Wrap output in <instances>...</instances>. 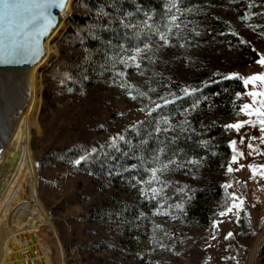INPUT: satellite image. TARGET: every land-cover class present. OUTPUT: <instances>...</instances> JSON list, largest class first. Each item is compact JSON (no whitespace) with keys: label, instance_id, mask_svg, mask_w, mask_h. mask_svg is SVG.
Here are the masks:
<instances>
[{"label":"rangeland","instance_id":"374dc122","mask_svg":"<svg viewBox=\"0 0 264 264\" xmlns=\"http://www.w3.org/2000/svg\"><path fill=\"white\" fill-rule=\"evenodd\" d=\"M81 3L78 0L74 6L73 2L65 14L60 13L61 29L47 47L50 36L43 43L49 60L36 72L38 100L31 122L38 195L57 230L65 264H264V177L240 167L264 163V155L250 156L247 148L248 138L259 137L261 132L251 125L239 132L225 127L248 119L239 108L250 102V97L231 93L232 101L224 107L223 94L230 92L208 93L215 84L242 82L243 77L264 72V65L258 63L264 56V0H176L170 9L165 5L172 0H144L142 4L131 0L126 15L116 10L113 22L120 33L101 45L96 58L85 57L92 54L88 46L72 47L64 40ZM169 13L178 16L180 27H172L171 45L164 47L154 28L165 31ZM144 43H149L151 50L138 58L140 69L130 61L121 63ZM57 50L56 62L43 73ZM66 63L76 66L75 72L84 77L82 85L65 75L62 65ZM121 72L124 75H119ZM232 73L238 76L228 78ZM185 86L197 91L184 96L181 89ZM137 89L147 96L129 98L128 91L136 94ZM169 93L183 99L151 116L140 111L154 106L151 102L162 104L161 97L171 99ZM196 99L200 103L190 108ZM160 116H168L177 127L167 138L162 132L158 140L153 129ZM139 121L145 123L138 125ZM118 134L127 142L117 141L119 147H109L110 138ZM241 136L245 137L243 144ZM145 140L147 143H142ZM230 140H236L237 150L245 153L232 164V172L227 170L232 156ZM160 141L165 149L162 160L179 151L180 161L195 157L197 162L179 171H172L175 165L169 166L162 178L174 182V187L167 189L172 199L154 215L156 201L142 198L133 185L135 177L147 178L145 167L151 165L145 161L161 146ZM251 143L264 151V142ZM82 145L89 150L97 148L92 165L88 160L76 165V159L65 161L60 156V151ZM101 157L110 160L98 161ZM226 184L230 187H224ZM240 184L246 185L244 191ZM185 185L191 189L190 199L183 200L178 192L173 196L175 188ZM215 189H223L231 203L235 192L243 200L242 207L229 216H219ZM177 203L183 207L168 206ZM214 220L223 222L215 227ZM229 231L233 235L225 239ZM27 255L22 259L20 254L11 264H29L21 263L31 260Z\"/></svg>","mask_w":264,"mask_h":264},{"label":"snow or ice","instance_id":"6c2138e0","mask_svg":"<svg viewBox=\"0 0 264 264\" xmlns=\"http://www.w3.org/2000/svg\"><path fill=\"white\" fill-rule=\"evenodd\" d=\"M63 0H0V63H9L15 62L18 59H22L27 56H33L39 52V37L49 31V29L54 24V17L51 12V9L54 7H62ZM176 6V0H172V3L166 4V8H171ZM177 11L179 9L177 8ZM147 19H151L150 16L145 14ZM178 16L175 14H168V23L164 26L165 31H161L160 27L157 26L154 28L155 35L158 36L159 41H163V46L168 47L171 45L172 38L170 37V33L172 31V27L175 26L177 28L180 27L178 23ZM146 27L152 28V25L146 24ZM199 35V33H196ZM151 39V37H149ZM175 39H179V37H175ZM184 45L181 44V47ZM145 50H151V46L149 43H144L142 47L137 46L133 54L127 56V60H121V63H127L128 61L133 62V65L140 69L141 60L138 59L141 56V53ZM259 64L264 65V56H261ZM119 75H124V73H119ZM238 74L232 73L230 77H237ZM242 86L245 89L244 92H236V96L240 97L241 95H247L250 97V102L243 103L240 105L239 111L243 113L248 119L240 120L235 123L227 124L225 127L228 129H234L237 132L240 131L242 127L245 125H251L252 127H259L261 135L251 136L248 138L249 142L247 144L248 155L256 156V155H264V151L258 150L253 143L252 140H260L264 142V72L252 74L247 77H243ZM121 87H124L122 84ZM154 91V89H152ZM197 89L190 88L185 86L181 89V92L184 96L191 95L196 92ZM137 95L140 97L147 96L146 92L136 90V94L133 91H128L129 98L135 100ZM171 99L167 97H161L163 103H155L151 102L152 107L145 106L140 109V111H147L149 116L158 109L168 106L169 104H175L177 100L183 99V96H178L176 93H169ZM200 103L199 99H196L191 105L190 108H195ZM184 111H187L185 109ZM138 125H142L145 121L137 122ZM187 123V121H185ZM161 125H166V127H161ZM133 127H136L134 125ZM176 125H173L169 121L168 116H160L155 120V127L153 132L156 134L157 139L159 140V135L163 132L167 138V134L169 132H174L176 130ZM184 128H181V131H184ZM149 137L152 136V132H150ZM111 139V144L109 147H119L117 141L127 142L125 136L117 135ZM174 139V138H173ZM245 141V137L241 136L240 143L243 144ZM142 143H147V140L142 141ZM161 146L157 149L153 150L150 160L145 161V164H150V167H145L146 173H148L147 178H140L139 176L135 177L136 183L133 185L134 188L139 189V195L148 200V201H156V208L154 209V215L160 214V209L170 200L172 196L167 194V189L172 186L174 187V182L172 180L163 179V174L169 171L170 165H175V168L172 171H179L182 168H186L189 165L195 164L197 162V158L192 157L185 161H180L179 156L180 152H174L172 156L168 157L166 160H162L161 157L165 153V149L162 146L164 141L159 142ZM237 141L230 140L229 146L232 150L231 162L228 165V172L234 171L232 164L237 163L239 158H243L245 153L243 151L237 150ZM97 152L96 147H92L89 149H84L82 155L79 156L78 159L74 161L76 165H79L82 161L87 160L92 154ZM241 168L247 167L251 170L253 176L259 175L260 177H264V163L259 164H247L240 165ZM179 182H175L178 184ZM224 187H230V185H224ZM187 189V191H186ZM182 194L183 200H188L191 197L188 195L191 192V189L188 188L187 185L183 187L175 188L173 192V196L176 193ZM232 203L228 206H225L218 215L221 217L229 216L234 213V210L240 209L243 204V200L237 196L235 192L232 194ZM169 208L175 207L177 209H181L183 205L181 203H177L175 205H168ZM237 215V222L239 219L238 212L235 213ZM141 215H144L141 213ZM223 221H213V226L219 227V225ZM159 227V225H157ZM233 235L231 231H229L225 239L230 238ZM215 237H213L214 239Z\"/></svg>","mask_w":264,"mask_h":264},{"label":"bare ground","instance_id":"6f19581e","mask_svg":"<svg viewBox=\"0 0 264 264\" xmlns=\"http://www.w3.org/2000/svg\"><path fill=\"white\" fill-rule=\"evenodd\" d=\"M73 2L66 1L61 15ZM58 23L45 38L50 36L46 47L61 29ZM48 60L44 52L36 64L0 74V264H11L20 254L23 259L31 251L27 255L31 260L21 263L65 264L57 230L39 199L31 147V122L38 100L35 76Z\"/></svg>","mask_w":264,"mask_h":264},{"label":"trees","instance_id":"16d2710c","mask_svg":"<svg viewBox=\"0 0 264 264\" xmlns=\"http://www.w3.org/2000/svg\"><path fill=\"white\" fill-rule=\"evenodd\" d=\"M77 1L78 0L74 1V6ZM133 1H135L138 4H142L144 0H133ZM116 10L122 11L124 14L127 13L128 10L131 11V0H82L81 9L71 21L70 26H69V31L64 36V40L65 41L68 40V42L71 43L72 47L73 46L76 47L79 45L82 46L83 44L84 46H88L92 50V54H89L85 57L94 58L96 53H99L101 45L107 44L114 35L120 33V29L116 28L113 22L115 18ZM73 13H74V8L72 9V12L69 15V17L64 22V26L62 30L60 31L58 38H57L58 42L62 38L63 34L66 32L67 21L72 17ZM63 53H64L63 50H61L60 56H59L60 64L63 63L62 61V58H64ZM58 55H59V52L57 50L56 55L52 59L50 64L43 69V73H45L56 62ZM62 66L64 67L65 75H68V74L71 75L73 79L77 80V83H78L77 85H82V83L84 82V77L80 76V74L75 72L76 66H74L73 63H69V64L66 63ZM63 81H65V78ZM221 86L223 88H220ZM221 86L218 84H215L214 86L209 88L210 90H208V93H213V94L221 93L223 89H226V91L230 92V95L228 93L223 94V95H226L225 97L226 99L223 104L224 107H227L230 105V102L232 101L231 93L236 94V92L245 91V89L242 86V82L240 80L227 81L221 84ZM44 98L46 99L45 94H44ZM84 149H89V148L85 145H82V147L74 148L71 150H63V151H60V156L65 161L75 160L79 158L80 155L83 154ZM95 156H96V152L90 156L91 158L87 159L89 165L91 164L92 157H95ZM109 157L108 159H106L107 157L104 159L103 157H101L98 161H109L110 160ZM82 163L81 165H83ZM215 197L217 200H219V210L220 211L223 208H225V206H228L231 204V199L228 198L226 192L223 189L222 190L215 189ZM243 258L244 256L242 257L240 256V259H243Z\"/></svg>","mask_w":264,"mask_h":264},{"label":"water","instance_id":"95a60500","mask_svg":"<svg viewBox=\"0 0 264 264\" xmlns=\"http://www.w3.org/2000/svg\"><path fill=\"white\" fill-rule=\"evenodd\" d=\"M67 0H63V6L62 7H54L51 9V12L54 17V24L53 26L49 29V31L39 37V52L36 53L33 56H27L22 59H18L15 62H9V63H0V74H4L9 69H16V68H21L25 65L32 66L36 64L43 56L44 54V48H43V42L45 38L51 33V31L54 29V27L57 25L60 13L64 9L65 3ZM5 76V75H4ZM9 76L7 75V78Z\"/></svg>","mask_w":264,"mask_h":264},{"label":"built area","instance_id":"2783aa9c","mask_svg":"<svg viewBox=\"0 0 264 264\" xmlns=\"http://www.w3.org/2000/svg\"><path fill=\"white\" fill-rule=\"evenodd\" d=\"M239 189H240L241 191H244V190L246 189V185H245V184H240V185H239Z\"/></svg>","mask_w":264,"mask_h":264}]
</instances>
